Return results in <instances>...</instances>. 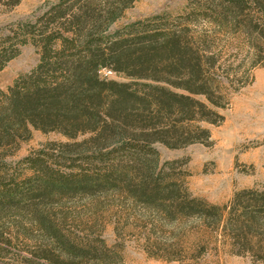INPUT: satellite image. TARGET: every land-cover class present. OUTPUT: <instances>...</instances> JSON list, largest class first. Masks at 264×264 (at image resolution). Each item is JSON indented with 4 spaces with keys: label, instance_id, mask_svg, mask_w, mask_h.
I'll return each instance as SVG.
<instances>
[{
    "label": "trees",
    "instance_id": "obj_1",
    "mask_svg": "<svg viewBox=\"0 0 264 264\" xmlns=\"http://www.w3.org/2000/svg\"><path fill=\"white\" fill-rule=\"evenodd\" d=\"M21 1L0 4L13 8ZM135 1H49L0 38V70L22 45L31 43L40 54L32 70L7 91L0 88V211L30 216L50 235L53 250L66 253L67 264H79L82 252L98 247L60 235L51 215L74 199L119 195L150 210L153 221L202 234L190 254L173 241L152 256L198 261L208 252L210 232L230 254L264 264V181L236 191L226 204L211 203L186 185L180 160H162L159 150L212 142L208 125L224 121L220 110L229 106L230 91L251 83L248 72L264 65V0H189L175 19L157 14L113 29ZM220 30L256 50L249 67L220 73ZM33 130L64 140L19 162L32 175L6 179L8 150Z\"/></svg>",
    "mask_w": 264,
    "mask_h": 264
},
{
    "label": "rangeland",
    "instance_id": "obj_2",
    "mask_svg": "<svg viewBox=\"0 0 264 264\" xmlns=\"http://www.w3.org/2000/svg\"><path fill=\"white\" fill-rule=\"evenodd\" d=\"M49 1L57 0H22L13 8L0 4V38L17 22L34 19ZM189 3V0H136L113 29L157 14L175 19L189 9ZM202 25L211 27L207 22ZM216 38L223 69L220 73L225 75L229 66L249 67L256 50L250 49L242 37L220 30ZM39 59V50L34 45L20 46L19 54L0 70V88L7 91L15 79L32 70ZM101 75L121 80L108 70H102ZM248 75L252 76V82L238 92L232 89L229 106L220 110L224 121L208 125L212 134L210 144L195 143L179 149L159 146L162 160H180L177 167L184 174L186 185L195 195L211 203L226 204L236 191L264 181V65L251 69ZM59 140L64 138L56 133L33 130L29 139L20 141L16 149L8 150L5 178L22 179L32 175L33 172L19 162L47 142ZM50 218L60 235L80 247L87 240L98 247L91 253L82 252L75 260L79 264H182L157 258L152 253H166L163 248L178 241L179 247L183 245L190 254L194 245L202 240L201 233L181 234L170 225L153 221L150 210L113 194L74 199L56 207ZM173 232L178 234L177 238H173ZM205 237L208 252L198 261L186 259V264H252L249 257L230 254L218 234L208 232ZM97 239H103L105 247L96 242ZM42 255H49L53 262ZM67 261L66 253L53 250L50 235L39 230L30 216L15 212L6 216L0 211V264H67Z\"/></svg>",
    "mask_w": 264,
    "mask_h": 264
},
{
    "label": "built area",
    "instance_id": "obj_3",
    "mask_svg": "<svg viewBox=\"0 0 264 264\" xmlns=\"http://www.w3.org/2000/svg\"><path fill=\"white\" fill-rule=\"evenodd\" d=\"M111 72V71H110Z\"/></svg>",
    "mask_w": 264,
    "mask_h": 264
}]
</instances>
